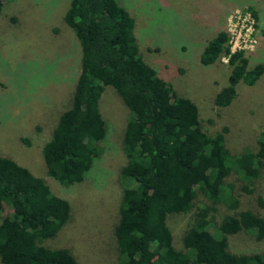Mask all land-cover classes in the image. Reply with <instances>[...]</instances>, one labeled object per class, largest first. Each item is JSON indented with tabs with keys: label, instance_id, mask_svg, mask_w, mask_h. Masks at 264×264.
<instances>
[{
	"label": "trees",
	"instance_id": "1",
	"mask_svg": "<svg viewBox=\"0 0 264 264\" xmlns=\"http://www.w3.org/2000/svg\"><path fill=\"white\" fill-rule=\"evenodd\" d=\"M8 0H0V7ZM254 15V13L252 14ZM63 23L80 48V68L70 106L57 119L41 157L47 177L68 188L80 183L102 155L105 127L98 100L111 87L128 111L122 134V191L113 228L117 264H264V253L235 255L227 238L249 232L264 239V218L238 212L208 231L209 206L194 208L201 196L211 205L235 209L224 180L233 171L250 179L264 166V127L255 153L231 156L217 133L199 127L196 107L177 97L138 56L132 21L114 0H70ZM218 32L199 55L202 66L227 56V85L214 97L219 108L235 96V86H252L261 65L247 69L241 52L230 53ZM261 204V203H260ZM262 205V204H261ZM194 211L176 250L166 225L169 215ZM0 264H77L66 249L41 245L66 223L69 207L41 179L0 157Z\"/></svg>",
	"mask_w": 264,
	"mask_h": 264
},
{
	"label": "rangeland",
	"instance_id": "2",
	"mask_svg": "<svg viewBox=\"0 0 264 264\" xmlns=\"http://www.w3.org/2000/svg\"><path fill=\"white\" fill-rule=\"evenodd\" d=\"M69 1L8 0L0 7V157L41 179L69 207L66 223L42 246L68 250L77 264H117L113 228L122 191L121 141L128 111L114 90L105 87L100 94L102 155L80 183L58 185L46 176L41 157L58 116L70 106L80 68L78 42L62 19ZM114 1L132 21L140 59L175 96L193 103L201 131L207 136L220 133L231 156L255 153L264 127V0ZM218 32L225 34V46H240L247 69L263 67L252 86L242 82L235 86V96L224 108L215 106L214 97L227 85L231 70L227 56L209 66L199 63L203 46ZM244 36L250 40L245 48ZM224 185L226 196L237 201L235 209L227 202L211 205L201 196L194 200L196 209L210 207L208 231L216 237V226L225 216L238 212L264 218V166L250 179L232 171ZM193 212L166 217L176 250H182L181 236ZM226 242L231 254L264 253V239L256 241L249 232Z\"/></svg>",
	"mask_w": 264,
	"mask_h": 264
},
{
	"label": "built area",
	"instance_id": "3",
	"mask_svg": "<svg viewBox=\"0 0 264 264\" xmlns=\"http://www.w3.org/2000/svg\"><path fill=\"white\" fill-rule=\"evenodd\" d=\"M242 18H243V20H246L247 21V16L246 15H243L242 16ZM237 19H239V16L237 17ZM232 40V38L230 37L229 38V41H228V44H231V40ZM236 41V40H235ZM234 43V42H233ZM242 43H243V47L245 48V46H246V44L247 43H250V40H247V36H244V39H242ZM228 49H229V52L230 53H234V52H241V48H240V46H233V44H232V46L231 47H228Z\"/></svg>",
	"mask_w": 264,
	"mask_h": 264
}]
</instances>
